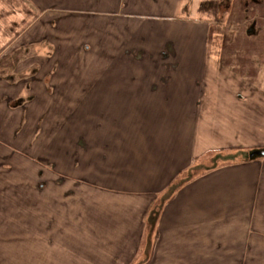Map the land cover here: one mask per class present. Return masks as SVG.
Segmentation results:
<instances>
[{
    "label": "crops",
    "instance_id": "obj_1",
    "mask_svg": "<svg viewBox=\"0 0 264 264\" xmlns=\"http://www.w3.org/2000/svg\"><path fill=\"white\" fill-rule=\"evenodd\" d=\"M193 3L0 0V264H264L263 66Z\"/></svg>",
    "mask_w": 264,
    "mask_h": 264
},
{
    "label": "rangeland",
    "instance_id": "obj_2",
    "mask_svg": "<svg viewBox=\"0 0 264 264\" xmlns=\"http://www.w3.org/2000/svg\"><path fill=\"white\" fill-rule=\"evenodd\" d=\"M205 1V13L199 12L202 0H195L191 8V16L187 17L188 15H186L185 18L195 22L192 23L196 27L197 34L199 30L207 33L209 42H211V52L215 55H218L217 52L222 54V51L219 50L220 46L216 44L217 42L236 43L241 46H245L249 42L255 43L257 46L254 50L246 49V51L238 50L236 52L240 54L237 57V62L246 65L247 70L248 64H254L251 66L252 72L255 67H258V64H262L264 72V56L252 60L249 58H253V56H248L251 52L264 54V0H217L216 3H213L214 0ZM253 27L255 28L254 31L247 35L245 33L248 31L247 29L250 31ZM241 28H244L243 34L238 31ZM198 36L195 35L194 40L198 41ZM243 53L247 56H242ZM222 61L227 62L224 57H222ZM6 196L14 200L13 195ZM29 196L22 195V200H28ZM262 234L264 233L262 232Z\"/></svg>",
    "mask_w": 264,
    "mask_h": 264
},
{
    "label": "water",
    "instance_id": "obj_3",
    "mask_svg": "<svg viewBox=\"0 0 264 264\" xmlns=\"http://www.w3.org/2000/svg\"><path fill=\"white\" fill-rule=\"evenodd\" d=\"M254 154L264 156V151H255L251 155H254Z\"/></svg>",
    "mask_w": 264,
    "mask_h": 264
}]
</instances>
